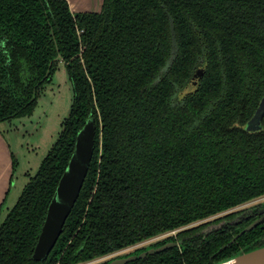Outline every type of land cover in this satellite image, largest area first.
Here are the masks:
<instances>
[{"label":"trees","instance_id":"trees-1","mask_svg":"<svg viewBox=\"0 0 264 264\" xmlns=\"http://www.w3.org/2000/svg\"><path fill=\"white\" fill-rule=\"evenodd\" d=\"M59 61L70 111L0 222V264L86 263L171 232L179 247L126 264H210L264 232L263 221L229 242L250 220L233 222L235 210L264 197V112L246 128L264 98V0H101L77 12L67 0H0V123L31 114ZM88 116L86 177L56 244L35 261Z\"/></svg>","mask_w":264,"mask_h":264},{"label":"water","instance_id":"water-1","mask_svg":"<svg viewBox=\"0 0 264 264\" xmlns=\"http://www.w3.org/2000/svg\"><path fill=\"white\" fill-rule=\"evenodd\" d=\"M263 112L264 98L253 116L246 123V128L249 130L258 129ZM95 131V119L93 116H88L76 133L73 151L48 203L44 221L33 251L32 257L35 261L43 262L46 260L56 244L64 222L79 196L93 154ZM246 208H253L252 211L260 216L245 226L234 236V239L243 232L251 230L264 219V200L240 207L235 211ZM248 215L251 214H247L244 217L247 218ZM176 235L177 232H171L91 264H126L136 259L144 258L148 254L161 252L171 247H179L180 244L176 240ZM257 241L245 245L230 256L210 264H264V237Z\"/></svg>","mask_w":264,"mask_h":264},{"label":"rangeland","instance_id":"rangeland-1","mask_svg":"<svg viewBox=\"0 0 264 264\" xmlns=\"http://www.w3.org/2000/svg\"><path fill=\"white\" fill-rule=\"evenodd\" d=\"M69 8L72 12L84 11L77 7L72 8L71 5ZM196 82L197 74H193L190 87H194ZM72 97L71 82L63 62L59 61L49 81L39 91L37 104L31 114L17 117L6 124L0 123V129L10 146L11 158L16 162L14 169L11 166L9 190L1 207L0 222L15 204L24 185L37 172L42 159L56 141L63 121L69 114ZM261 200H264V197L244 206ZM252 209L246 208L240 212L247 213Z\"/></svg>","mask_w":264,"mask_h":264},{"label":"crops","instance_id":"crops-1","mask_svg":"<svg viewBox=\"0 0 264 264\" xmlns=\"http://www.w3.org/2000/svg\"><path fill=\"white\" fill-rule=\"evenodd\" d=\"M72 8H80L84 11H95L100 7L101 0H67ZM6 124L5 122H3ZM12 158L10 146L0 129V205L9 190V179L11 175Z\"/></svg>","mask_w":264,"mask_h":264},{"label":"flooded vegetation","instance_id":"flooded-vegetation-1","mask_svg":"<svg viewBox=\"0 0 264 264\" xmlns=\"http://www.w3.org/2000/svg\"><path fill=\"white\" fill-rule=\"evenodd\" d=\"M247 214H251V215H248V217L247 218H245L244 216L245 215H247ZM260 215L259 214H255V212H253L252 210L251 211H249V212H247V213H243V212H240L237 216H236V219L233 221V222H235V223H241V222H243L244 220H249L248 222H247V224H245L242 228H240L239 230H238V232L236 233V234H234L233 236H232V238H231V240H229V242H231V241H233V240H235L234 239V236H236L245 226H247L248 224H250L253 220H255L256 218H258ZM264 221V219L259 223V224H261L262 222ZM227 221H224V222H222V223H220V224H218L217 226H213V227H208L206 230H204V234L205 235H207L209 232H211L213 229H217V228H221L222 226H225V225H227ZM259 224H257V225H259ZM256 225V226H257ZM255 226V227H256ZM255 227H253V228H255ZM252 228V229H253ZM240 236V235H239ZM238 236V237H239ZM264 237V232H262V233H260L257 237H256V239H254V241H252L251 243H254V242H256L257 240H259L260 238H263ZM258 242V241H257ZM251 243H249V244H251ZM245 245H248V244H245ZM244 245V246H245ZM226 246V244L223 246V247H225ZM243 247V246H242ZM241 247V248H242ZM115 254H117V253H113V254H110V255H108V256H105V257H103V258H100V259H97V260H93V261H89V262H86V263H79V264H91V263H94V262H97V261H100V260H102V259H104V258H107V257H111V256H113V255H115Z\"/></svg>","mask_w":264,"mask_h":264}]
</instances>
